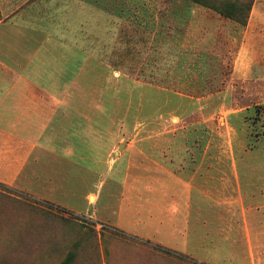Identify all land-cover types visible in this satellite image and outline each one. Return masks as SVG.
<instances>
[{
	"label": "rangeland",
	"instance_id": "1",
	"mask_svg": "<svg viewBox=\"0 0 264 264\" xmlns=\"http://www.w3.org/2000/svg\"><path fill=\"white\" fill-rule=\"evenodd\" d=\"M33 4L51 17L63 5L0 0V19ZM75 4L93 9L79 15V30L98 58L76 69L83 97L77 109L84 122L97 124L99 136L117 139L114 175L124 161L127 177L136 178L141 153L169 157L172 146L197 156L233 152L243 159V190L258 187L250 200L258 209L250 212V240H225L220 233L234 220L227 210L209 209L211 225L204 231L195 225L193 241L159 243L185 254L171 255L156 241L126 237L89 215L93 192L98 215L117 220L123 187L112 178L76 179V194L58 197L75 210L0 182V264H264V0H254L244 25L192 0Z\"/></svg>",
	"mask_w": 264,
	"mask_h": 264
},
{
	"label": "crops",
	"instance_id": "2",
	"mask_svg": "<svg viewBox=\"0 0 264 264\" xmlns=\"http://www.w3.org/2000/svg\"><path fill=\"white\" fill-rule=\"evenodd\" d=\"M59 1L63 5L57 17L33 4L0 19V182L75 210L59 195H75L76 179L82 176L102 180L107 176L123 187L119 216L115 222L99 216V194L93 192L87 197L94 206L89 215L136 239L153 240L180 253L159 243L193 241L188 235L195 225L202 231L211 225L208 210L224 209L235 224L220 234L227 241L248 242L250 212L258 210L250 200L258 187L251 183L243 190L239 171L243 159L233 152L197 156L178 154L172 146L169 157L141 153L144 164L138 165L136 178L127 177L122 159L120 173L114 175L117 139L108 133L99 136L97 124L84 122L76 104L82 97L76 69L84 61L98 60L92 41L81 37L79 30V15L93 9L75 4L80 0ZM87 25L95 23L87 20ZM82 163L88 166L83 168ZM148 172L153 177H147ZM251 174L256 177L257 171Z\"/></svg>",
	"mask_w": 264,
	"mask_h": 264
},
{
	"label": "trees",
	"instance_id": "3",
	"mask_svg": "<svg viewBox=\"0 0 264 264\" xmlns=\"http://www.w3.org/2000/svg\"><path fill=\"white\" fill-rule=\"evenodd\" d=\"M196 3L208 6L215 11L219 12L221 15L231 18L241 24H246L249 14L252 9L254 0H192ZM126 237L136 238L135 236H130L128 234L119 231ZM158 248L163 249L166 253L171 255L185 256L170 249L163 248L156 245ZM65 264V263H63Z\"/></svg>",
	"mask_w": 264,
	"mask_h": 264
}]
</instances>
